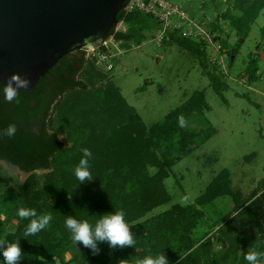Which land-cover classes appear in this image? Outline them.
Instances as JSON below:
<instances>
[{"label": "trees", "instance_id": "16d2710c", "mask_svg": "<svg viewBox=\"0 0 264 264\" xmlns=\"http://www.w3.org/2000/svg\"><path fill=\"white\" fill-rule=\"evenodd\" d=\"M239 2L242 13L239 17L230 12L221 16L231 18L239 32L247 31L264 9V0ZM148 18L156 19L143 11L127 13L123 9L118 19L129 28L126 32L113 29L111 35L126 43L141 42L143 30L151 26ZM155 26L160 29L162 25L158 21ZM169 37L168 44L180 45L207 65L205 40L196 41L185 36L180 29L171 31ZM93 62L87 81L78 80L67 89L72 92L60 102L57 116L50 117L48 123L46 118L53 104L65 90L67 79L64 73L55 80V71L51 69L33 92L21 91L17 102L8 103L0 95V128H6L10 123H15L18 128L15 137L0 138V161L31 173L23 184L19 200L21 208L35 209L38 214L51 213L53 217L45 230L28 238H24L23 233L29 219L17 216V227L6 233L0 223V239L9 242L20 239L24 252L20 264H57L58 260L60 264L69 261L77 264H135L138 259L163 252L169 264H234L230 263L233 260L237 264H248L244 257L249 251L264 252V191L261 194L255 191L249 199H241L240 194L231 189L227 169L214 178L197 198L196 204H176L163 213L147 217L157 206L170 200L164 183L169 177L168 168L193 153L196 145L207 143L215 134L213 128L189 133L181 125L184 108L202 113L209 109L205 91H195L185 107L148 127L113 82L106 87L96 86L104 73L97 71ZM252 79H256L255 76ZM214 87L221 93L227 86L214 81ZM63 133L67 134L72 146H66L59 139V134ZM83 148L93 153L90 166L94 179L79 185L74 169ZM42 169L49 172L39 176L36 171ZM151 169L155 172L152 173ZM229 195L237 199L236 214L221 217L215 235L206 232L202 235L205 237L196 239L195 230L206 215L199 207ZM0 197L5 196L0 194ZM113 210H123L126 220L133 224L134 247L113 250L102 244L98 255L85 249L81 260H66L65 252L74 242L65 227L66 218L73 216L95 221L99 214ZM240 216L244 218L235 227ZM252 221L258 231L249 238L245 236V223ZM234 227L237 234H234ZM214 237L223 244L217 257L213 249ZM258 264H264V259Z\"/></svg>", "mask_w": 264, "mask_h": 264}, {"label": "rangeland", "instance_id": "374dc122", "mask_svg": "<svg viewBox=\"0 0 264 264\" xmlns=\"http://www.w3.org/2000/svg\"><path fill=\"white\" fill-rule=\"evenodd\" d=\"M171 1L181 5L191 21L211 34L209 44L206 43V66L180 45L168 44V39L159 42V29L155 26L158 21L150 18L151 26L143 30L141 42L126 43L116 39V45L110 44L116 56L111 59L109 69L106 60L100 66L93 62L96 70L104 73L96 86L106 87L113 82L148 127L183 107L195 91H205L209 109L202 113L184 108L183 127L189 133L213 128L215 134L207 143L196 145L193 153L168 168L169 177L164 183L170 200L157 206L147 217L163 213L176 204H196L197 198L225 169L229 171L232 191L240 194L241 199H249L255 191L258 194L264 191V9L251 23L250 30L239 32L231 18H224L221 13L230 12L239 17L242 14L238 8L240 0ZM174 20L186 31L200 32L196 25L186 20ZM119 27L123 32L129 28L125 23ZM90 68L80 74L79 80L87 81ZM254 76L256 79H252ZM214 81L227 87L219 93ZM71 92L58 99L53 107V118L57 116L60 102ZM59 138L66 146L73 145L66 133L59 134ZM36 172L43 176L49 170ZM151 172L154 173L155 169ZM30 174L0 161V194L5 196L0 197V211L7 212V219L0 222L4 233L18 225L19 200L23 184ZM236 202V197L229 195L199 207L206 215L195 230L196 239L205 237L202 235L206 232L215 235L219 228L217 221L223 216L236 214ZM243 218L236 219L235 227ZM235 227L234 234H237ZM245 227V236L249 238L258 231L253 221L246 222ZM78 247L72 242L64 258L81 260L86 248L79 244ZM222 248L223 244L214 237L215 257ZM230 263L238 262L233 260ZM68 264L77 262L69 261Z\"/></svg>", "mask_w": 264, "mask_h": 264}, {"label": "water", "instance_id": "95a60500", "mask_svg": "<svg viewBox=\"0 0 264 264\" xmlns=\"http://www.w3.org/2000/svg\"><path fill=\"white\" fill-rule=\"evenodd\" d=\"M130 1L0 0V83L20 73L33 92L68 53L102 47Z\"/></svg>", "mask_w": 264, "mask_h": 264}, {"label": "clouds", "instance_id": "9594fccd", "mask_svg": "<svg viewBox=\"0 0 264 264\" xmlns=\"http://www.w3.org/2000/svg\"><path fill=\"white\" fill-rule=\"evenodd\" d=\"M31 80L22 76L20 73H12L6 83H0V95L8 103L17 102L19 93L22 90H30ZM181 125L183 121L181 120ZM18 131L15 123H10L6 128H0V138H13ZM82 156L78 165L74 169V175L81 184H86L94 178L91 172L90 160L93 153L88 148H83ZM21 219H29L30 222L23 233L24 238L35 236L45 230L51 223L53 217L51 213L38 214L32 208H19L16 213ZM7 219V212L0 211V222ZM133 224L126 220V214L123 210H113L111 212L99 214V218L92 221L91 219H77L68 216L65 220V227L71 233L72 240L77 245H82L89 249L93 255L101 252L100 245L107 244L109 249L134 247L135 241L131 226ZM79 248V247H78ZM80 249V248H79ZM20 245V239L9 242L0 239V264H20L24 258ZM248 264H258L260 259H264V252L256 250L249 251L245 257ZM57 264H60L59 260ZM135 264H169L165 252L156 255H148L135 261Z\"/></svg>", "mask_w": 264, "mask_h": 264}, {"label": "built area", "instance_id": "2783aa9c", "mask_svg": "<svg viewBox=\"0 0 264 264\" xmlns=\"http://www.w3.org/2000/svg\"><path fill=\"white\" fill-rule=\"evenodd\" d=\"M124 10L128 12L132 11H143L147 14H151L160 22L162 25L159 29V38L157 39L159 42H163L166 39H169V33L175 30H182L185 36H189L194 38L195 40H205L209 44V40L211 39L210 33L197 25L195 22L191 21L185 10L181 5L173 3L171 0H131L130 3ZM174 18H180L182 20H186L189 24L196 25L200 30V32L186 31L181 24H178ZM123 22L121 21L119 25ZM118 27L115 29L116 32L122 31L121 28ZM194 35L196 37H194ZM116 37L112 35L109 40L105 42V44L100 48H94L89 50V57L92 61L96 62L98 66L102 65L103 61L106 60L107 68L109 69L111 59L116 56L110 44L116 45ZM104 47V48H103ZM103 48V49H102ZM100 55V59L98 58Z\"/></svg>", "mask_w": 264, "mask_h": 264}, {"label": "flooded vegetation", "instance_id": "af4514ba", "mask_svg": "<svg viewBox=\"0 0 264 264\" xmlns=\"http://www.w3.org/2000/svg\"><path fill=\"white\" fill-rule=\"evenodd\" d=\"M91 59L89 57V50L86 49H78L72 51L65 55L53 68L55 71V80H57L60 74L64 73L66 77V81L64 84V91L59 95L58 99L61 98L64 94H66L70 86L73 85L74 82H77L80 79V74L85 70L91 67ZM52 106L50 114L46 118V123L49 122L50 117H52L53 107L56 102ZM48 129V126H46ZM49 130V129H48ZM60 139V138H59ZM61 140V139H60ZM62 141V140H61Z\"/></svg>", "mask_w": 264, "mask_h": 264}, {"label": "crops", "instance_id": "0c3cea01", "mask_svg": "<svg viewBox=\"0 0 264 264\" xmlns=\"http://www.w3.org/2000/svg\"><path fill=\"white\" fill-rule=\"evenodd\" d=\"M221 14H223V13H221Z\"/></svg>", "mask_w": 264, "mask_h": 264}]
</instances>
